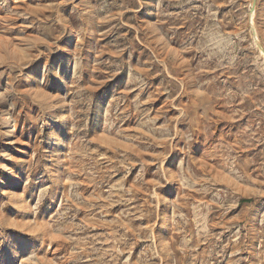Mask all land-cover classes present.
Instances as JSON below:
<instances>
[{"label":"rangeland","instance_id":"374dc122","mask_svg":"<svg viewBox=\"0 0 264 264\" xmlns=\"http://www.w3.org/2000/svg\"><path fill=\"white\" fill-rule=\"evenodd\" d=\"M0 264H264V0H0Z\"/></svg>","mask_w":264,"mask_h":264},{"label":"bare ground","instance_id":"6f19581e","mask_svg":"<svg viewBox=\"0 0 264 264\" xmlns=\"http://www.w3.org/2000/svg\"><path fill=\"white\" fill-rule=\"evenodd\" d=\"M69 35H70V38L73 37V35H72L71 33H70ZM67 118H68V111L65 110V111H63V113L61 114V119H60V121L58 122L57 130H54V131H52V132L50 133V138H54V137L57 135L58 132H60V131H62V130L64 129V127L66 126V123H67ZM9 183H11V185L14 186V185H16V184L19 183V179L15 177L13 180H10ZM4 187H5V186H4ZM8 187H10V186H7L6 188H8ZM3 189H4V188H1V191H3ZM165 227H166V224L163 223V224L160 226L159 234L162 233V232L164 231Z\"/></svg>","mask_w":264,"mask_h":264}]
</instances>
